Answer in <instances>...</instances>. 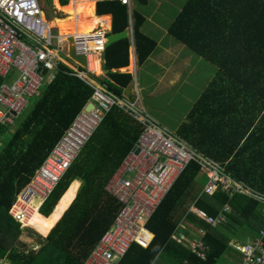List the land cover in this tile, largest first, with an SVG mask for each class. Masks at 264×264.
<instances>
[{
	"label": "trees",
	"instance_id": "16d2710c",
	"mask_svg": "<svg viewBox=\"0 0 264 264\" xmlns=\"http://www.w3.org/2000/svg\"><path fill=\"white\" fill-rule=\"evenodd\" d=\"M95 11L111 14L110 32L128 25L127 7L120 0L97 1ZM131 18L133 43L142 63L156 43L140 31L143 16L133 10ZM167 32L216 68L189 110V122L180 124L178 135L264 196V0H185ZM128 47V38H122L103 50L102 67L108 78L101 82L120 96L132 76L111 69L127 65ZM71 72L60 63L39 94L29 98L13 126L0 123V264H5L3 260L7 264H83L120 208L104 189L102 174L109 164L111 172L117 168L138 138L141 125L113 106L35 212L37 248H29L20 239L23 230L33 229L21 227L9 213L18 192L93 92ZM202 174L195 162L189 163L146 221L153 233L150 242L145 247L131 244L118 264H154L157 258L170 264H218L227 252L236 251L231 240L244 242L258 235L264 225L262 201L218 190L195 200L197 208L209 216H217L225 204L230 207L225 220L216 226L201 220L204 257L173 241L174 213L182 199L193 190L198 192L197 177L207 180ZM75 178L81 180L76 196L79 181H72Z\"/></svg>",
	"mask_w": 264,
	"mask_h": 264
},
{
	"label": "built area",
	"instance_id": "2783aa9c",
	"mask_svg": "<svg viewBox=\"0 0 264 264\" xmlns=\"http://www.w3.org/2000/svg\"><path fill=\"white\" fill-rule=\"evenodd\" d=\"M121 2L129 4V0ZM129 31L131 33V26ZM72 39L74 52L85 58V65L75 60L83 69H74L71 74L92 87L88 102L93 106L89 110L84 106L77 113L18 192L9 213L21 227L26 226L24 220L32 209L33 198L37 197L40 205L48 197L113 106L135 119L141 125V132L105 185L120 208L83 264H118L131 244L146 246L152 238L146 221L190 162H195L207 178L201 194L210 195L218 190L231 195L240 192L264 204V196L233 178L225 171L223 163L205 156L177 133L155 121L141 106L138 95L134 99L120 96L93 79L94 52L106 41L104 31L94 29L85 35L74 34ZM90 42H95L98 49H93ZM54 47L60 49V38L44 18L41 0H0V77L5 79L12 70L18 73L11 82H0V123L12 126L29 98L38 95L43 83L58 69L60 59ZM191 210L205 223L216 226L225 220L230 207L225 204L217 216H209L195 207ZM203 247L200 238L189 245L201 258L204 257L200 250ZM232 247L237 256L234 264H264V225L255 238L236 242Z\"/></svg>",
	"mask_w": 264,
	"mask_h": 264
},
{
	"label": "rangeland",
	"instance_id": "374dc122",
	"mask_svg": "<svg viewBox=\"0 0 264 264\" xmlns=\"http://www.w3.org/2000/svg\"><path fill=\"white\" fill-rule=\"evenodd\" d=\"M184 1L185 0H148L145 7L141 8V11H143V13L146 15L149 14L152 15L153 20L157 19L159 13H163V11H165L166 17L171 18L170 20L171 22L174 19L177 12L180 10ZM158 2L161 7L157 5ZM134 3L136 5H140L136 0H134ZM166 10H169V12L171 13L168 14ZM173 10L174 12H172ZM51 11H52L51 0H45L44 12L46 18H48L51 15L50 13ZM144 27L145 26H143V29ZM145 29L146 32H148V34L152 38L157 39L159 35V32H157L159 31L158 27L156 28L148 21L146 22ZM52 31L56 33L55 29H52ZM169 37L171 36L167 35L166 39L161 40L160 44L157 47V50L146 60L144 66H142V68L146 70V75L144 80H142V76H139V84L143 86L142 92H146L147 94L153 92L154 93L158 92L160 94L171 90L167 99L168 106L174 113H176L177 115L183 118H186L195 100L199 97L200 93L208 84L209 80L212 79L214 74H216V68L215 66L213 68L210 62L204 59L203 60L198 59V55L193 53L186 46L182 48L183 52L180 53L176 62L173 61L170 64V62L174 58V51L173 49L170 51H166V49H168L167 39ZM55 41L56 40H54V42ZM56 52L60 57L71 62L65 56V53L59 50H56ZM198 60L202 61L203 64ZM176 72L180 74V77L172 85H166L168 84V79ZM17 74L18 73L16 70H12L10 75L5 79H1V81L11 82L13 79H15ZM132 76L134 77V74ZM143 108L160 125L164 126L173 133L178 132V129L180 128V124H181L179 120L175 119L174 117L162 111L151 110L147 107H143ZM197 179L198 180L196 181V183L200 187H202L203 184L206 182V179L204 178L201 179L197 177ZM189 200L190 198L186 199L185 201L188 202ZM262 210L264 211V207ZM29 218L30 217H28V219ZM32 224L36 228L34 221ZM30 228L33 229V232L30 231L29 229L23 230V232L20 235V239L24 241L29 248H37L38 247L37 236H36L37 232L34 231L33 227ZM230 244L234 245L235 244L234 240H231ZM235 256H236V252L234 250H232L231 253L227 252V254L224 256L226 260L222 259L218 261V264H231L230 262L234 260ZM3 263L7 264L5 260H3Z\"/></svg>",
	"mask_w": 264,
	"mask_h": 264
},
{
	"label": "crops",
	"instance_id": "0c3cea01",
	"mask_svg": "<svg viewBox=\"0 0 264 264\" xmlns=\"http://www.w3.org/2000/svg\"><path fill=\"white\" fill-rule=\"evenodd\" d=\"M69 0H67L66 4H60L59 0H51V6H52V11L50 12L51 15L46 18L45 16V12H44V2L45 0H41V3H42V7H43V13H44V18L46 19V21L49 23L48 25L51 27V30L52 29H55L56 30V33L53 32L56 36H58L60 38V49H58L59 51H62L63 53H65V56L71 61H67L65 59H63L62 57H60L56 50L55 49V53L56 55H58L59 59H60V63H63L64 65L68 66L72 71L74 69H83L80 65H78L77 63H75V59H73V57L70 56L69 54V46H70V42H69V39L73 37V35L75 33H67V34H64L63 36H61L59 34V30H58V27L54 24L50 25V23L56 19H62L67 15V13L61 9L60 7H64L67 5ZM97 1H102V0H94V4H93V10H94V13H96L95 11V5H96V2ZM121 1V0H120ZM137 1V0H136ZM138 2V1H137ZM148 2V0H147ZM147 2L145 4H141L139 3L140 5H136L134 3V0H129V4H125L126 7H127V21H128V25L126 26V28H124L123 30H126V33H127V36L125 38H128L129 40V47H128V63L127 65L125 66H122V67H118V68H112L111 71H119V72H125V73H130L131 76L134 74V77L132 76L131 78V81L129 82V84L127 85L126 88H124V92L122 93L123 96H126L130 99H134L137 95L139 97V100H140V104L142 107H145L142 103V96L143 95H157L159 94L158 92L156 93H149L147 94L146 92H142L143 91V86H141L139 84V76H142V80H144L145 78V75H146V70L142 68V66H144V64L146 63V60L157 50V47L158 45L160 44L161 40H164L167 38V35L168 32H167V27L170 23V20L171 18H167L166 15H165V11H163V13H159L158 16H157V19L156 20H153V16L152 15H146L143 13V11H141V8L142 7H145V5L147 4ZM157 5L160 6L159 2L157 3ZM58 6V7H57ZM140 6V7H138ZM60 8V9H59ZM133 10H136L137 12H139V14H141L144 18V21L142 23V25L140 26V31L147 35L148 37L152 38L148 32H146V22H150L153 26H155L156 28L158 27V30L157 32H159V35L156 38H152L156 45L154 46L153 50L151 51V53L148 55V57L142 62V63H139L138 62V58H137V52H136V49H135V45L133 43V31H132V18H131V11ZM168 12V14H170L171 12H169V10H166ZM174 12V10L172 11ZM96 16H99V17H105L106 20H104V23L107 24L108 22V25L105 26V25H102V22H99V24L94 28L96 30H102L105 32V36L108 34V33H113V32H110L111 30V19H112V16L110 13H103V14H95ZM171 17V16H169ZM131 26V33L129 31V27ZM143 26L144 29H143ZM93 29V30H94ZM92 30V31H93ZM171 36V35H170ZM122 39V38H121ZM178 42V43H177ZM54 43H57L56 41ZM167 43H168V49H166V51H170L173 49L174 51V58L173 60L170 62V64L174 61L176 62L178 56L180 55V53H182V48L186 45H184L183 43L179 42L178 40H176L174 37H169L167 39ZM89 45L91 47H93V49H98V46L96 45L95 42H90ZM107 47V46H106ZM187 47V46H186ZM104 45L99 48L97 51L94 52V58L97 60V64H98V69L95 70V74L93 75V79L98 82V83H102L101 80L103 79H107V74L105 72V70L103 69L102 65H103V62H104V59H103V50H104ZM190 49V48H189ZM177 50V51H176ZM191 50V49H190ZM192 51V50H191ZM193 53L197 54L196 52L192 51ZM198 55V59H204L202 56H200L199 54ZM206 60V59H204ZM77 61V60H76ZM200 61V60H198ZM208 61V60H206ZM202 64L203 62L200 61ZM210 62V61H208ZM211 66L214 68V64H212L210 62ZM209 66V65H207ZM206 66V67H207ZM98 71V72H97ZM54 74L51 75L50 78H48V80H46L44 83H48L52 77H53ZM47 76V74H46ZM180 77V74L179 73H174V75H172L169 79H168V84L166 85H172L173 83H175V81ZM210 81V80H209ZM43 83V85H44ZM104 84V83H102ZM105 85V84H104ZM42 88V86H41ZM40 88V90H41ZM146 91V90H145ZM164 91V90H163ZM40 92V91H39ZM39 94V93H38ZM168 99V98H167ZM30 99L28 100V103H29ZM87 104V103H86ZM28 105V104H27ZM86 107V105H85ZM189 113V112H188ZM188 116V115H187ZM186 116V118H183V121H180V123H184V122H189V119L188 117ZM135 120V119H134ZM137 122V121H136ZM138 123V122H137ZM13 126V125H12ZM178 134V133H177ZM186 141V140H185ZM196 149V148H194ZM197 150V149H196ZM198 151V150H197ZM200 152V151H199ZM202 153V152H201ZM203 154V153H202ZM205 155V154H204ZM206 156V155H205ZM209 157V156H207ZM111 169H112V165H108L106 171H104V173L102 174V181L104 180V189H105V185L106 183L108 182V180L110 179L111 176H109V174H113V172L115 171V168L114 170L111 172ZM108 175V176H107ZM79 181L78 183V187H77V190H76V193H75V196L77 194V191L81 185V180L79 178H75L73 179L72 181ZM71 181V182H72ZM70 182V183H71ZM205 184V183H204ZM203 184V185H204ZM70 185V184H69ZM68 185V187H69ZM67 187V188H68ZM203 187V186H202ZM202 187L199 186V190L198 192L196 193L194 190L192 192H190V195L187 196L185 199H182L181 201V204L179 206V208L177 209V211L174 213V217L177 218L176 221H177V227L172 235V239L173 241H175V243L177 244H180V245H183L185 246L186 248L189 249V245L191 242L195 241V240H199V238L201 237V232L200 231H203V229L200 227V224H201V220L192 210L191 208L192 207H195L197 208V206L195 205V200L200 196L201 194V190H202ZM66 188V190H67ZM65 190V191H66ZM64 191V192H65ZM64 192L62 193V195L64 194ZM192 193V194H191ZM196 194V195H195ZM62 195L59 197V199L57 200L56 204L54 205L52 211L54 210L55 206L57 205V203L59 202L60 198L62 197ZM74 196V198H75ZM73 198V199H74ZM190 198V200L187 202L185 201L186 199ZM72 199V201H73ZM71 201V202H72ZM71 204V203H70ZM69 204V205H70ZM41 205V204H40ZM40 205H38L37 209L40 207ZM68 205V207H69ZM67 207V208H68ZM66 208V209H67ZM65 209V210H66ZM199 209V208H198ZM64 210V211H65ZM51 211V212H52ZM63 211V213H64ZM39 212V211H38ZM50 212V213H51ZM40 213V212H39ZM49 213V214H50ZM62 213V214H63ZM41 214V213H40ZM48 214V215H49ZM61 214V216H62ZM44 216V215H43ZM60 216V217H61ZM59 217V218H60ZM59 220V219H58ZM57 220V221H58ZM56 221V222H57ZM203 221V220H202ZM55 222V223H56ZM54 223V225H55ZM53 225V226H54ZM50 231V230H49ZM150 231V230H149ZM151 232V231H150ZM49 233V232H48ZM152 233V232H151ZM43 236V235H41ZM46 236V235H45ZM43 236V237H45ZM152 237H153V233H152ZM152 239V238H151ZM249 239V238H248ZM246 239V241L248 240ZM241 242V241H240ZM245 242V241H244ZM154 264H170L169 262H167V260H162V258H157L155 260V263Z\"/></svg>",
	"mask_w": 264,
	"mask_h": 264
},
{
	"label": "bare ground",
	"instance_id": "6f19581e",
	"mask_svg": "<svg viewBox=\"0 0 264 264\" xmlns=\"http://www.w3.org/2000/svg\"><path fill=\"white\" fill-rule=\"evenodd\" d=\"M93 4L94 0H69L66 6L60 7L68 16L62 19H56L53 23L51 22L50 25H56L61 36L67 33H75L78 35L88 34L99 24V22H102V25L107 26L108 22L107 24L104 23V20H106L105 17L95 15L96 13H94ZM94 64L95 68L98 69L97 60L95 58ZM39 203L40 200L37 197L33 198L31 201L32 209H29V214L24 220L26 226L33 227L34 229L36 228L32 223L34 221V224L36 225L34 215ZM28 217L30 218L28 219Z\"/></svg>",
	"mask_w": 264,
	"mask_h": 264
},
{
	"label": "water",
	"instance_id": "95a60500",
	"mask_svg": "<svg viewBox=\"0 0 264 264\" xmlns=\"http://www.w3.org/2000/svg\"><path fill=\"white\" fill-rule=\"evenodd\" d=\"M127 36L126 30H121L118 32L108 33L106 37V41L104 43V47L108 46L109 44ZM70 46H69V54L73 59L77 60L80 64L85 65V58L82 55H76L74 52L73 47V39H69ZM171 90L157 94V95H143L142 96V103L145 107L151 110L162 111L167 113L168 115L174 117L179 121H183V118L176 113H174L167 104V98L170 94ZM93 106L92 102H88L85 109L89 110Z\"/></svg>",
	"mask_w": 264,
	"mask_h": 264
},
{
	"label": "clouds",
	"instance_id": "9594fccd",
	"mask_svg": "<svg viewBox=\"0 0 264 264\" xmlns=\"http://www.w3.org/2000/svg\"><path fill=\"white\" fill-rule=\"evenodd\" d=\"M25 227H28V226H25ZM143 247V246H142ZM145 247V246H144Z\"/></svg>",
	"mask_w": 264,
	"mask_h": 264
}]
</instances>
